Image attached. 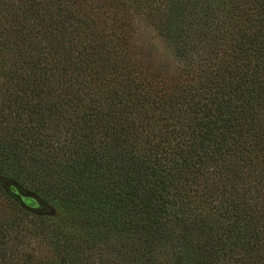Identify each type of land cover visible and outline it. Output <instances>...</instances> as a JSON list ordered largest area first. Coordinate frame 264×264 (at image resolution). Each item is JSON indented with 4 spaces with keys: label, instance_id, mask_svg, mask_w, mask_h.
Returning a JSON list of instances; mask_svg holds the SVG:
<instances>
[{
    "label": "trees",
    "instance_id": "obj_1",
    "mask_svg": "<svg viewBox=\"0 0 264 264\" xmlns=\"http://www.w3.org/2000/svg\"><path fill=\"white\" fill-rule=\"evenodd\" d=\"M0 264H264V0H0Z\"/></svg>",
    "mask_w": 264,
    "mask_h": 264
},
{
    "label": "rangeland",
    "instance_id": "obj_2",
    "mask_svg": "<svg viewBox=\"0 0 264 264\" xmlns=\"http://www.w3.org/2000/svg\"><path fill=\"white\" fill-rule=\"evenodd\" d=\"M148 20L145 21V23H138L136 24L134 35L133 37H136V45H139L140 48H142V51L147 53V51L152 52V54L155 56L157 54L160 58L162 55V52H165V48L161 44L160 36L158 35L157 31L150 26ZM137 27V29H136ZM38 207V206H37ZM41 212H49L50 210L46 209V207H38Z\"/></svg>",
    "mask_w": 264,
    "mask_h": 264
},
{
    "label": "water",
    "instance_id": "obj_3",
    "mask_svg": "<svg viewBox=\"0 0 264 264\" xmlns=\"http://www.w3.org/2000/svg\"><path fill=\"white\" fill-rule=\"evenodd\" d=\"M23 196L24 197H26V198H29V199H31V200H33V202L38 206V207H45L38 199H36L34 196H32V195H24L23 194Z\"/></svg>",
    "mask_w": 264,
    "mask_h": 264
}]
</instances>
